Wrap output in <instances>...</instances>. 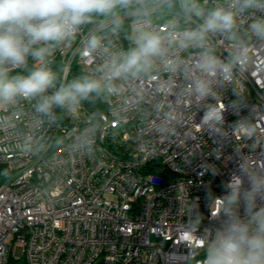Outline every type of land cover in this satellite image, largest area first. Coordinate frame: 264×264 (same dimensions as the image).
I'll use <instances>...</instances> for the list:
<instances>
[{
  "label": "built area",
  "instance_id": "1",
  "mask_svg": "<svg viewBox=\"0 0 264 264\" xmlns=\"http://www.w3.org/2000/svg\"><path fill=\"white\" fill-rule=\"evenodd\" d=\"M242 3L127 0L33 45L50 49L43 61L4 66L8 78L43 67L54 81L0 100V264L18 250L25 264H205L236 180L232 213L248 220L246 194L264 210V37L251 27L264 7ZM217 8L233 28L199 35ZM143 33L159 53L114 76ZM85 78L100 82L95 104L38 110Z\"/></svg>",
  "mask_w": 264,
  "mask_h": 264
},
{
  "label": "clouds",
  "instance_id": "2",
  "mask_svg": "<svg viewBox=\"0 0 264 264\" xmlns=\"http://www.w3.org/2000/svg\"><path fill=\"white\" fill-rule=\"evenodd\" d=\"M127 0H0V100H11L18 95L35 97L53 86L54 76L45 68H37L28 76L8 78L5 65L19 66L31 54L43 61L48 47L33 48V45L59 42L75 33L78 26L89 21L92 14H108L118 4ZM250 7H264L260 0H243L241 10ZM191 10L201 15L200 9L192 4ZM234 15L231 11L217 8L208 13L200 28L199 35L208 31H228L233 28ZM252 31L264 37V20L257 21ZM95 43V42H93ZM138 47L129 52L123 64L113 69V75L135 69L142 61L159 53L161 41L152 34L143 33L137 40ZM211 68L214 62L206 60ZM101 85L97 80L83 79L59 88L52 96L45 97L38 110L49 112L53 105L75 102L77 97L85 98L98 91ZM240 181L236 180L233 192L226 200L224 208L227 219L221 229L209 240L205 253V264H264V210L251 212L249 218L241 221L231 211L235 203Z\"/></svg>",
  "mask_w": 264,
  "mask_h": 264
},
{
  "label": "trees",
  "instance_id": "3",
  "mask_svg": "<svg viewBox=\"0 0 264 264\" xmlns=\"http://www.w3.org/2000/svg\"><path fill=\"white\" fill-rule=\"evenodd\" d=\"M111 13L112 12H110L108 14H92L91 18L100 19V18H104V17L109 16ZM27 75H28V72H16V73L11 74V76L9 78H12V77H15V76H24V77H26ZM98 96H99L98 91H95V92L90 93L84 99L89 101V103H91V105H93V104H95L96 101H98ZM11 264H15V261L12 260Z\"/></svg>",
  "mask_w": 264,
  "mask_h": 264
},
{
  "label": "crops",
  "instance_id": "4",
  "mask_svg": "<svg viewBox=\"0 0 264 264\" xmlns=\"http://www.w3.org/2000/svg\"><path fill=\"white\" fill-rule=\"evenodd\" d=\"M15 264H25V260L20 256L19 259H14Z\"/></svg>",
  "mask_w": 264,
  "mask_h": 264
},
{
  "label": "rangeland",
  "instance_id": "5",
  "mask_svg": "<svg viewBox=\"0 0 264 264\" xmlns=\"http://www.w3.org/2000/svg\"><path fill=\"white\" fill-rule=\"evenodd\" d=\"M101 109H103V106H101ZM20 254H21V251L20 250H18V259H19V257H20Z\"/></svg>",
  "mask_w": 264,
  "mask_h": 264
}]
</instances>
